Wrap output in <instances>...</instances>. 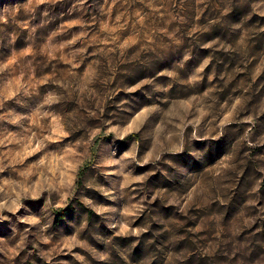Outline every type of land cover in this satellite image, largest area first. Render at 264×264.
<instances>
[{
    "label": "rangeland",
    "instance_id": "rangeland-1",
    "mask_svg": "<svg viewBox=\"0 0 264 264\" xmlns=\"http://www.w3.org/2000/svg\"><path fill=\"white\" fill-rule=\"evenodd\" d=\"M256 4L264 0H0V159L23 158L0 181L36 179L29 166L44 156L53 179L71 180L73 154L85 159L66 207L53 209L41 197L4 213L0 264H264V16ZM205 60L195 87L182 84ZM181 101L189 104L183 119L166 115ZM146 106L158 110L143 136L92 139L103 121L130 120ZM200 109L208 112L202 123L233 113L218 139L185 136L184 152L128 165L125 172L146 179L122 191V176L104 174L119 170L106 161L134 143L143 157L156 140L200 118ZM41 141L45 147L33 153ZM225 156L235 167L221 181L214 171ZM114 188L115 199L101 191ZM139 201L144 210L128 218L130 227L147 231L116 235L109 225ZM26 216L40 223H22ZM73 236L83 246L69 250Z\"/></svg>",
    "mask_w": 264,
    "mask_h": 264
},
{
    "label": "clouds",
    "instance_id": "clouds-1",
    "mask_svg": "<svg viewBox=\"0 0 264 264\" xmlns=\"http://www.w3.org/2000/svg\"><path fill=\"white\" fill-rule=\"evenodd\" d=\"M43 2V0H40ZM254 11H257L260 15L264 16V7L261 4L254 5ZM182 41L177 39L175 41L176 44H180ZM210 45H204V47H209ZM209 63L208 60H205L204 63L196 70L195 74L189 76L186 81H181L186 87H195V85L202 79L200 73L203 72L204 68ZM160 75H168L174 76L172 72H164L160 73ZM211 79V77H210ZM144 83H151V81H142ZM141 85L137 84L132 88H129L128 92H135L137 88ZM165 91H167L165 89ZM205 96L208 93L204 94ZM192 99H195L193 97ZM126 104V101H122L118 108H123V105ZM242 104L241 98H236L235 102L232 104L233 112L237 109L238 106ZM189 107L188 102L181 101L176 105H173L169 108L166 115L168 116H179V118L183 119L182 114L185 109ZM158 109L155 106H146L140 108L139 112L136 113L130 120H118L113 122L112 120H105L102 124L95 128L92 131V139H95L97 136H107L112 134L115 139L125 140L129 136H134L136 134H140L143 136L142 128L144 127L145 122L148 117L156 112ZM232 112L223 116L222 118H217L216 120L208 121L207 123H202V117L208 115V112L204 109H200V118L186 121L182 126L178 125L180 131L165 137L163 140H156L151 148L143 155V157H139L137 155V144H133L131 150L124 152L119 159L109 160L105 162L106 166L118 165L119 170L115 173H104L105 175H118L122 176V181L119 182L118 190L122 191L126 188H129L133 184H142L146 176L145 175H137L132 176L130 172H125L124 169L128 167L130 164H137L141 167L149 164L156 165L158 162L162 161V158L168 154H179L184 152L185 150V136L188 139L192 140H215L224 134V128L231 122L230 117L232 116ZM245 119L251 120V117H246ZM13 123H16L17 120H13ZM189 125H191V132L185 133L184 129H186ZM62 135H69L68 131H64ZM52 137H49L51 139ZM45 147L44 142L41 141L36 144L35 148H33V153L36 151H40ZM68 153H71V149L67 150ZM31 154V153H30ZM19 155V154H18ZM77 160L75 166L71 168L73 173L72 179L69 180L66 176L62 177L59 174L56 175L55 179L49 174L50 169L47 166V156L42 157L40 160L35 162L34 164L29 166L28 175L35 176L36 179H28L23 178L19 180H3L0 181V220L8 219L7 216L4 215L5 212L8 213H18L22 208L25 207L23 204L24 200L32 199L38 200L41 197L45 198L46 205L51 206L53 209H59L67 206L68 200L74 195L75 192V173L78 171L80 167H82L85 163V159L79 158L81 156L80 153L73 154ZM60 159H64V155L60 156ZM165 163L167 161H164ZM17 164H23V158L20 159H9L8 163H4V159H0V173L4 172L6 167H15ZM97 167H102L100 164H97ZM235 167L233 162V158L231 156H225L221 159V161L215 166L214 175L219 178L221 181L227 177L228 173ZM21 176H25L24 173H21ZM114 189H101L103 194L110 198L115 199ZM196 192V189L192 190ZM55 193V200L54 196ZM212 194V193H210ZM192 200V196L188 197V200L179 206V210L181 212H186L189 205V202ZM84 203L90 204L91 201L85 200ZM95 211L98 213L110 211L106 208H95ZM144 210L143 201H139L136 204H130L126 206L121 212L120 216L125 218L117 223H112L109 225L111 228L117 229L116 235L123 236H133L140 237L144 232L147 231L146 227H130V220L128 218L137 216L140 212ZM22 223L36 225L40 223V220L35 216H26L22 219ZM45 243L47 240L45 239ZM77 245L83 246L80 241L77 240L75 236L71 238V242L66 245V247L71 250V248L76 247ZM14 252V250H13ZM76 259L83 261L84 257L76 254Z\"/></svg>",
    "mask_w": 264,
    "mask_h": 264
},
{
    "label": "trees",
    "instance_id": "trees-1",
    "mask_svg": "<svg viewBox=\"0 0 264 264\" xmlns=\"http://www.w3.org/2000/svg\"><path fill=\"white\" fill-rule=\"evenodd\" d=\"M90 214H92V212H90Z\"/></svg>",
    "mask_w": 264,
    "mask_h": 264
}]
</instances>
